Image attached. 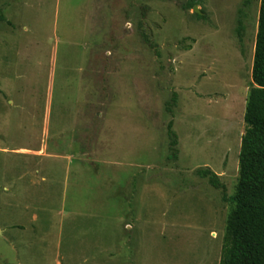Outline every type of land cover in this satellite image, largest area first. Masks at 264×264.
I'll use <instances>...</instances> for the list:
<instances>
[{"label":"rangeland","instance_id":"rangeland-1","mask_svg":"<svg viewBox=\"0 0 264 264\" xmlns=\"http://www.w3.org/2000/svg\"><path fill=\"white\" fill-rule=\"evenodd\" d=\"M260 6L0 0V264H102L120 239L128 264H208L216 237L219 264Z\"/></svg>","mask_w":264,"mask_h":264},{"label":"trees","instance_id":"trees-1","mask_svg":"<svg viewBox=\"0 0 264 264\" xmlns=\"http://www.w3.org/2000/svg\"><path fill=\"white\" fill-rule=\"evenodd\" d=\"M0 21L12 25L1 8ZM252 77L244 116L247 128L239 155L238 184L228 198L232 208L226 221L219 264H264V0L260 6ZM172 125V122L168 124V134L175 157L177 135ZM199 173L209 177L215 187L225 190L209 169Z\"/></svg>","mask_w":264,"mask_h":264},{"label":"crops","instance_id":"crops-1","mask_svg":"<svg viewBox=\"0 0 264 264\" xmlns=\"http://www.w3.org/2000/svg\"><path fill=\"white\" fill-rule=\"evenodd\" d=\"M19 154L21 155H24V156H29V157H33L34 158V162L37 161L38 159L37 158H46V160L48 159H60L62 158V156H57V155H54V154H50V153H47L46 151L44 150H32V149H20L17 151ZM68 158V157H67ZM66 157L62 158V159H65L69 160V158L67 159ZM64 163V166H67L68 167V164ZM39 163H37L36 165H38ZM24 165H27V164H24ZM67 167L65 170H67ZM22 178L24 179V175H22ZM34 182V181H33ZM69 224H75V221L74 223L72 222H69ZM162 228L164 232L170 230L172 231L173 229H175V231L172 232V234L175 236V237H179L181 235V231H178L179 228L176 224L174 223H171V224H162ZM140 230H138L136 233L138 235V238L139 237V232ZM212 232H210V236ZM125 240L123 239H120V241H116V242H112L110 243L108 246L104 245V247H100L101 251H106L109 254V258L107 259V262H104L102 264H128V258H127V245L125 244L124 242ZM213 241L215 242V249L214 252L212 253V256H211V259L209 260L208 264H212L213 263V256H216V251H217V243H218V237L216 238H213ZM60 244V247L62 248V251L64 253L65 256H67V258H73V249L71 248L73 245L71 243H68V242H65V241H61L59 242ZM139 246V245H138ZM121 247L122 248V251L119 253L115 252L117 250V248ZM140 248V247H139ZM124 249V250H123ZM141 249V248H140ZM87 251L83 250V253L86 254ZM114 252V253H113ZM90 253L91 252H88V254L86 255H83L84 256V259H88L86 263H89V264H97L96 262L98 261H95L94 260L97 258V256H93L91 255L90 256ZM139 253H140V250H139ZM140 255V254H139ZM73 260H75L73 258ZM76 263H79L78 259L77 261H75ZM166 264V263H165ZM176 264H191L190 262V259H187L184 258L182 259L180 262L176 263ZM193 264V262H192ZM203 264V262H202Z\"/></svg>","mask_w":264,"mask_h":264}]
</instances>
